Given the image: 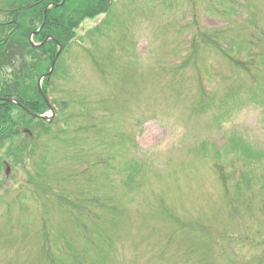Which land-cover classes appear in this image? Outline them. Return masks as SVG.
Instances as JSON below:
<instances>
[{
	"label": "rangeland",
	"instance_id": "1",
	"mask_svg": "<svg viewBox=\"0 0 264 264\" xmlns=\"http://www.w3.org/2000/svg\"><path fill=\"white\" fill-rule=\"evenodd\" d=\"M102 17L49 77L53 119L0 140V264H264V0ZM21 61L0 57L2 88Z\"/></svg>",
	"mask_w": 264,
	"mask_h": 264
},
{
	"label": "trees",
	"instance_id": "2",
	"mask_svg": "<svg viewBox=\"0 0 264 264\" xmlns=\"http://www.w3.org/2000/svg\"><path fill=\"white\" fill-rule=\"evenodd\" d=\"M33 1H36L35 6H31L25 10L20 8V11L16 10L14 12L15 24L10 28L11 32L9 33L8 38L9 52L15 54L16 50L17 54L20 56V59L23 61V58H25L27 55L41 51V57L43 58L45 53H47V58L51 61L56 51V46L54 43L48 42L42 47L35 49L28 39L29 33L37 29L41 24L43 9L51 0H22L21 4H28ZM54 1L55 3H59L61 0ZM110 6V0H65L62 5L53 6L48 9L46 22L43 28L35 35V39L37 41H42L48 35H52L59 43H61L63 48H65V46H67L69 42L75 37V28L80 25L83 20L88 18L91 19L101 13L107 12ZM28 20L35 21L36 26L30 27ZM22 64L25 65V75L27 71L32 72L34 75L36 69L34 66H32V64H28L25 61H23ZM42 73L43 71L40 70V75ZM18 78L19 77L16 76L14 82L17 83ZM25 89L26 87L22 85V81H20L19 85L11 83L9 86L0 89V96H9L13 93H16L23 99L29 109L35 112H42L46 107L44 101L37 92L36 83L34 85L35 91H31V93L25 92V94H23V90ZM43 90L45 93H47L46 80L43 84ZM13 108L21 111V109L16 107L14 103H9L6 101L0 102V128L2 127L0 131V138L5 137L7 134L9 135L11 129L13 128L12 125L16 120H14L12 116ZM28 119L32 120L31 117H28Z\"/></svg>",
	"mask_w": 264,
	"mask_h": 264
},
{
	"label": "flooded vegetation",
	"instance_id": "3",
	"mask_svg": "<svg viewBox=\"0 0 264 264\" xmlns=\"http://www.w3.org/2000/svg\"><path fill=\"white\" fill-rule=\"evenodd\" d=\"M1 6H0V13L2 14V18L0 20V45L2 46V50H7L8 49V45L6 44L8 42V35H9V26H10V20L8 17V13L10 11L9 8V0H1ZM55 3L54 0L49 1V3ZM36 1L33 3L35 4ZM7 15V16H4ZM6 44V45H5Z\"/></svg>",
	"mask_w": 264,
	"mask_h": 264
},
{
	"label": "water",
	"instance_id": "4",
	"mask_svg": "<svg viewBox=\"0 0 264 264\" xmlns=\"http://www.w3.org/2000/svg\"><path fill=\"white\" fill-rule=\"evenodd\" d=\"M44 20H45V16H44V19H43V23H44ZM43 23H42V25H43ZM42 27V26H41ZM59 52H60V49L57 51V53H56V55H55V57H54V59H53V61H52V63H51V69H52V67H53V65H54V63H55V61H56V58L58 57V55H59ZM50 74V72H48L46 75H49ZM42 79V77L40 78V80ZM40 80H39V82H40ZM39 91H40V93H42V90H41V86H40V83H39ZM9 100H11L10 98H8ZM19 105L24 109V111L25 112H27V113H29V114H31V115H33V116H39V115H37V114H35V113H33V112H31L30 110H28L25 106H24V104L23 103H19ZM41 117V116H40ZM43 118H45V119H47V117L46 116H42Z\"/></svg>",
	"mask_w": 264,
	"mask_h": 264
}]
</instances>
